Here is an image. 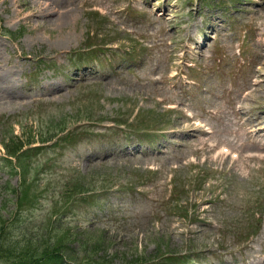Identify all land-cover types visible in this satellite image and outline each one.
<instances>
[{
	"label": "rangeland",
	"instance_id": "obj_1",
	"mask_svg": "<svg viewBox=\"0 0 264 264\" xmlns=\"http://www.w3.org/2000/svg\"><path fill=\"white\" fill-rule=\"evenodd\" d=\"M254 1L261 2L207 0L217 6L207 16L200 0H0V119L12 121L18 134L33 132L36 139L41 132L50 136L64 127L97 120L93 132L83 129L84 139L75 146L38 152L30 171L19 166L13 171L0 143V220L5 231L17 234L26 222L31 229L39 227L63 178L75 175L98 190L110 185L105 193L97 191L99 197L92 203L79 202L74 212L82 224L76 231L91 242L104 241L102 254L111 264H143L159 255L181 254L191 243L212 247L217 229L236 212L229 205L242 200L240 187L255 195L264 193V158H251L264 150L257 148L253 137L246 141L234 133L238 129L234 109L244 105L249 111L252 99L244 100L245 90L254 88L255 81L263 83L256 98L264 102V6ZM68 10L69 17L59 19ZM92 10L102 18L92 16ZM252 19L256 21L248 32ZM209 22L217 23L223 35L200 47L195 43L201 41L197 33L201 23ZM90 41L106 51L97 53L99 61L76 70V59L69 54ZM131 43L135 51L129 50ZM40 60L46 64L37 66ZM30 74L48 78L30 84ZM114 117L133 128L108 131ZM159 125L157 135L166 134V140L137 143ZM5 130L0 129V142L1 133L9 134L12 126L7 124ZM40 145L36 141L32 147ZM206 176L202 190L184 201L189 217L170 216L172 178L200 184ZM229 177L236 182L225 186ZM25 178L23 211L43 195L35 209L12 221L15 195L8 192ZM218 194L229 205H221V197L206 203ZM241 206L245 210L248 200ZM263 239L261 234L247 245L250 251L233 260L228 254L229 263L215 255L203 260L264 264ZM88 252L92 255L91 249ZM87 255L80 261H98L87 260Z\"/></svg>",
	"mask_w": 264,
	"mask_h": 264
},
{
	"label": "trees",
	"instance_id": "obj_2",
	"mask_svg": "<svg viewBox=\"0 0 264 264\" xmlns=\"http://www.w3.org/2000/svg\"><path fill=\"white\" fill-rule=\"evenodd\" d=\"M30 143V141L25 142V140L20 139L18 137H9L5 140V148L7 151V154L13 157H17L23 150L24 146L26 144ZM77 189V192H84L87 191V188L85 185H79ZM16 197L20 196L18 193V190H16ZM21 197V196H20ZM8 239H9V243L6 246H2L0 245V257L1 255H7L8 258L12 259L11 262H15L18 263L20 262V259L22 256L27 254V251H39L41 248V242L37 241L38 244L35 245L34 250H32L31 248H29V243H30V239H25L24 241L21 240H15L12 241V239H10V236L8 235ZM71 241V236L69 235L68 240L65 244L63 245L64 247L69 244ZM60 247L56 248L54 250V252L47 257L45 260H49V261H54V264H67L68 263V258L66 255L69 254V256L72 257V255L68 252L69 249L65 248V250L62 248V245H59ZM80 246L82 248H85V245L83 244V242L80 243ZM34 247V245H33ZM54 247V244L50 243L48 244L47 248H52ZM91 248L93 250H102L103 248L101 247V245H97V244H91ZM66 254H65V252ZM28 259V263H32V264H37V260L38 258H33L32 256L29 255ZM101 259H104L101 257ZM1 263V262H0Z\"/></svg>",
	"mask_w": 264,
	"mask_h": 264
},
{
	"label": "bare ground",
	"instance_id": "obj_3",
	"mask_svg": "<svg viewBox=\"0 0 264 264\" xmlns=\"http://www.w3.org/2000/svg\"><path fill=\"white\" fill-rule=\"evenodd\" d=\"M66 13H67L66 15L59 17V19H63L64 17L66 18L67 16L69 17L71 11H68ZM261 88H262V82L258 83L256 88H248L249 93H248V96L245 98V101L253 98L255 96V93L260 91ZM245 101L243 102V104L245 103ZM257 104L259 103L255 101V105ZM255 108H259V107H255ZM243 109L244 107L242 105L240 106L239 110L234 111L235 117L238 120V123H237L238 129L234 131V133L237 136L241 138H246V139H249L250 136H252L254 140L257 142V145H258L257 148L260 151H263L264 146L261 143V139L264 138V121L261 123V125H255V122H257L258 120L261 121V119H264V108L261 111L260 115H258L256 118H254V116L250 115L249 113H243ZM260 157H264V156L261 155Z\"/></svg>",
	"mask_w": 264,
	"mask_h": 264
}]
</instances>
